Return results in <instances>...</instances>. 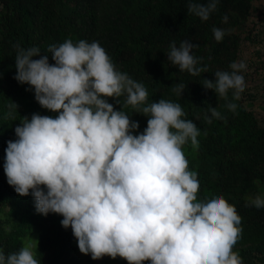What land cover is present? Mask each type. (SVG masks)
Masks as SVG:
<instances>
[{"label": "clouds", "instance_id": "1", "mask_svg": "<svg viewBox=\"0 0 264 264\" xmlns=\"http://www.w3.org/2000/svg\"><path fill=\"white\" fill-rule=\"evenodd\" d=\"M219 0L201 4L189 0L187 11L207 21ZM227 22V16L224 18ZM216 41L225 31L213 28ZM16 75L20 84L34 89L39 105L58 113L53 118L33 114L15 128L17 139L5 149L7 183L20 196L31 194L37 213L61 215V225L71 227L82 254L93 260L104 256L127 260L128 264H242L233 251L241 237V217L223 196L198 200L199 180L189 169L183 146L190 140L199 147L197 125L184 119L179 103L160 99L147 104L148 91L127 73L117 70L101 45L66 39L51 45L54 64L47 55L39 59L38 47L14 46ZM167 59L193 76L207 72L197 67L198 47L182 41L170 44ZM231 72H215V82L204 79L227 100L229 90L239 100L246 84L244 62H233ZM185 85L173 88L182 95ZM126 95L125 106L149 117L138 135L139 123L123 110H115L107 98ZM147 106H143L146 105ZM11 117L18 105H8ZM226 107L236 112L237 104ZM208 123L223 119L215 107L207 110ZM249 203L264 208V198ZM5 231H11L10 226ZM31 239L18 251L5 254L0 264H40Z\"/></svg>", "mask_w": 264, "mask_h": 264}, {"label": "trees", "instance_id": "2", "mask_svg": "<svg viewBox=\"0 0 264 264\" xmlns=\"http://www.w3.org/2000/svg\"><path fill=\"white\" fill-rule=\"evenodd\" d=\"M207 4L208 0H195ZM189 0H0V248L5 254L18 252L31 239L40 264H98L91 255L82 254L71 227L61 225L63 217L47 216L35 210L31 194L18 195L7 183L4 172L5 149L17 139L15 128L33 114L55 118L58 113L42 108L34 89L20 84L16 75V44L47 55L48 48L71 39L73 43L96 41L111 57L118 71L142 83L148 91L147 104L160 99L179 103L186 116L200 132L198 148L191 142L183 146L189 169L199 180L198 200L223 196L241 217V237L234 246L242 264H264V208L249 201L264 198V2L262 0H219L207 21L187 11ZM227 16V22L224 17ZM225 31L216 41L213 28ZM189 41L198 47L192 54L200 58L197 67L206 73L193 76L181 71L168 59L170 44L179 47ZM244 62L247 70L245 90L239 100L229 90L227 100L212 89H205L204 79L215 82V72L232 69L233 62ZM184 84L177 95L173 88ZM115 110L125 111L139 123L138 135L147 127L149 117L125 106L126 95L107 98ZM18 105L12 116L8 105ZM237 104L236 112L226 104ZM143 105V106H147ZM215 107L223 119L205 116ZM10 226L11 231H5ZM107 264H128L110 257ZM144 264H150L146 261Z\"/></svg>", "mask_w": 264, "mask_h": 264}, {"label": "rangeland", "instance_id": "3", "mask_svg": "<svg viewBox=\"0 0 264 264\" xmlns=\"http://www.w3.org/2000/svg\"><path fill=\"white\" fill-rule=\"evenodd\" d=\"M262 2H264V0H262ZM91 255V254H89ZM108 260H110L109 256H104L101 259L96 260L98 262V264H107Z\"/></svg>", "mask_w": 264, "mask_h": 264}]
</instances>
